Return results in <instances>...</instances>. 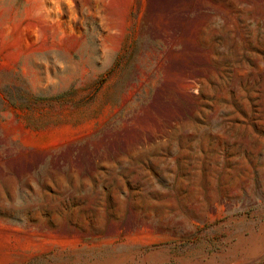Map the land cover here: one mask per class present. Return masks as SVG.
Segmentation results:
<instances>
[{
	"label": "rangeland",
	"instance_id": "obj_1",
	"mask_svg": "<svg viewBox=\"0 0 264 264\" xmlns=\"http://www.w3.org/2000/svg\"><path fill=\"white\" fill-rule=\"evenodd\" d=\"M241 46L264 0H0V264H264Z\"/></svg>",
	"mask_w": 264,
	"mask_h": 264
},
{
	"label": "trees",
	"instance_id": "obj_2",
	"mask_svg": "<svg viewBox=\"0 0 264 264\" xmlns=\"http://www.w3.org/2000/svg\"><path fill=\"white\" fill-rule=\"evenodd\" d=\"M155 9H158V7H155ZM153 29L154 30H158L157 26H153ZM259 52L260 51L258 49H256V48H247L245 46H241L240 47V53L239 52L238 53H234L233 48L229 47L228 54H227V56L229 58L224 63L223 62H215V63H212V65H211L212 67H214L220 73H223V72L227 73L225 76L224 75L221 76L220 74L218 75V79L220 80V83L217 84V87L219 86V87L228 88V91L230 92L231 95H233L235 91L236 92H238V91H246L245 89H246V87L249 84L251 85L250 90H255V88L258 87L262 83V77L257 75L256 79H252V80L248 77V78L237 79L235 81H232L233 77H232L231 69H229L227 71H225V70L223 71V70H221V68H223L225 66L232 67L233 65H237L239 67H243L244 65H246L248 67H257L258 63H255V64L251 63V56H253V54H255V55L258 54V55H260L263 58L264 57V52L263 53L260 52V54H259ZM251 75H252V73H251ZM226 104L231 105V107L235 111L238 110L237 105H236V103L234 101L226 102ZM220 123H221V121L218 122V124H215L213 126V128H215Z\"/></svg>",
	"mask_w": 264,
	"mask_h": 264
}]
</instances>
